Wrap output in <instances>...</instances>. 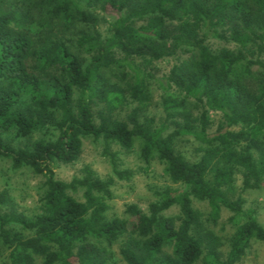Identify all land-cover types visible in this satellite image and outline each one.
Returning a JSON list of instances; mask_svg holds the SVG:
<instances>
[{"label": "trees", "instance_id": "obj_1", "mask_svg": "<svg viewBox=\"0 0 264 264\" xmlns=\"http://www.w3.org/2000/svg\"><path fill=\"white\" fill-rule=\"evenodd\" d=\"M96 7L113 15L105 38L91 11ZM46 18L92 30L73 49L62 38H38L36 24ZM226 25L228 37L218 31ZM211 37L264 52V0H0V157L14 170L42 175L46 187L42 212L32 220L0 213V242L10 249L6 264H35L37 257L42 264H112L115 246L125 264H236L252 241H264L254 210L227 193L237 174L243 190L264 187V78L255 89L246 83L251 67L264 69V61L248 60L240 49L213 51ZM180 50L192 55L161 80L166 120L156 126L152 117L141 118L153 77L136 60L150 64ZM172 87L184 97L176 98ZM190 99L202 107L198 117L188 109ZM208 112L220 114L213 132ZM48 123L55 139L25 147L8 139ZM179 136L200 143L199 159L188 161L176 150ZM88 137L103 142L113 165L111 144L131 150L141 140L140 159L164 164L178 188L158 192L146 211L129 204L124 216L107 218L114 178L127 180L130 171L114 165L113 176L102 179L85 167L69 182L55 177V163L76 161ZM194 200L208 205L205 219ZM173 207L176 214H165ZM223 209L233 227L225 255L209 228ZM13 224L30 235L13 232Z\"/></svg>", "mask_w": 264, "mask_h": 264}, {"label": "rangeland", "instance_id": "obj_2", "mask_svg": "<svg viewBox=\"0 0 264 264\" xmlns=\"http://www.w3.org/2000/svg\"><path fill=\"white\" fill-rule=\"evenodd\" d=\"M91 11L99 16L96 25L97 30L102 34V37H107L111 33V25L114 21L113 15L105 14L98 7L92 8ZM116 15V14H115ZM229 25L218 27L219 32L226 33L229 36ZM38 38H43L50 35L53 38H62L69 45L76 49L75 43L77 39L91 32L92 28L73 21L66 22L63 18H46L42 24H36ZM208 46L213 51H218L222 48H227L232 51L242 50L246 58L249 60L260 59L264 61V52L259 53L256 44L249 45L246 48H241L236 43L229 39L223 40L211 37L207 40ZM80 55H82L80 53ZM191 52L180 50L176 54L164 57L160 60L146 64L141 60H136V64L141 69L152 75L148 83L149 101L146 107L141 112V118L152 117L155 120L156 126H160L166 120L164 111V102L167 99L166 91L162 85L163 80L169 73L173 65L180 61L189 58ZM83 56V55H82ZM246 83L251 89H255L264 78V69L257 66L251 67V73L247 74ZM170 91L178 99L184 97V94L172 87ZM189 111L193 117H198L202 112V107L197 105L193 100H189ZM58 118V115L55 116ZM180 119L179 116H177ZM220 121V114L208 112V132H213L217 128ZM172 131L174 126L167 121ZM195 125H199L195 122ZM57 133L51 123L39 132L32 133L29 136H16L15 132L8 134L9 141L13 146H29L32 142L45 139H55ZM141 140H136L134 147L131 150H126L116 144H111L109 151L115 153L114 165L117 169L128 170L131 172V177L127 180H118L114 178V183L111 186V198L108 200V208L106 217L112 218L115 216L122 217L125 214V209L129 204H136L141 210L146 211L149 203L157 198V193L165 188H178L164 172V164L158 160H152L146 163L139 157ZM200 143L191 136H179L175 140L176 150L183 155L188 161L199 159L202 152L199 150ZM103 142L94 140L91 137L83 139L82 150L76 161L71 163L57 162L54 166L55 177L66 182L73 178L82 176L85 167L90 168L98 177L107 179L113 176V163L108 156L103 154ZM242 175L235 176V184L232 189L227 191L232 198L237 196L243 197L245 200V209L254 210L259 223L264 227V187L260 189L243 190ZM45 178L36 174L28 167H23L18 170L12 169L10 161L0 157V193L5 194V202L0 204V213L9 214L16 218L32 220L36 215L42 212L41 199L45 193ZM80 197V194L79 196ZM193 206L201 213L203 219L208 215V205L204 202L193 201ZM177 208L173 207L165 212L167 215L177 213ZM231 213L227 209H223L221 217L215 225H209L221 240L220 249L225 255L229 249L233 227L228 219ZM13 232L20 234L22 237L29 236L30 233H23L19 226L13 224ZM10 249L0 242V264H6L8 261V253ZM114 259L112 264H125L119 254L118 247H114ZM43 259L37 257L35 264H42ZM201 264V263H198ZM236 264H264V241H252L243 258Z\"/></svg>", "mask_w": 264, "mask_h": 264}]
</instances>
